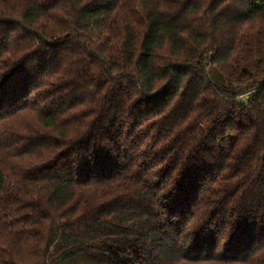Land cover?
Returning <instances> with one entry per match:
<instances>
[{"label": "trees", "instance_id": "obj_1", "mask_svg": "<svg viewBox=\"0 0 264 264\" xmlns=\"http://www.w3.org/2000/svg\"><path fill=\"white\" fill-rule=\"evenodd\" d=\"M0 264H264V0H0Z\"/></svg>", "mask_w": 264, "mask_h": 264}]
</instances>
